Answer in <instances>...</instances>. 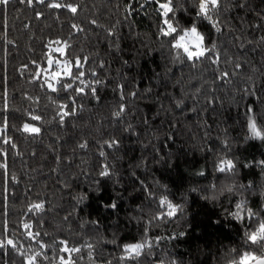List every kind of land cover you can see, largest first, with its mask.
Listing matches in <instances>:
<instances>
[{"label":"trees","instance_id":"obj_1","mask_svg":"<svg viewBox=\"0 0 264 264\" xmlns=\"http://www.w3.org/2000/svg\"><path fill=\"white\" fill-rule=\"evenodd\" d=\"M57 2L77 13L48 6ZM159 2L0 6V128L5 119L8 125L0 136L16 145L0 139V164L7 165L0 167V243L16 245L0 247V264H27L28 256L35 264H164L162 254L179 264H219L229 245L256 247L244 239V224L201 193L238 175L250 206L264 214L252 194L264 185V0H223L212 21L197 16L196 0H184L175 39L171 25L169 35L160 34ZM193 23L205 35L195 54L205 55L188 61L180 41ZM60 47L63 55L53 51ZM49 58L83 72L95 95L70 78L62 80L73 84L67 92L48 89L41 70ZM62 111L69 112L63 122ZM25 123L41 131L25 133ZM224 159L238 172L216 170ZM105 168L109 174L101 175ZM162 197L185 210L163 217ZM236 199L221 197V204ZM40 202L42 211H29Z\"/></svg>","mask_w":264,"mask_h":264},{"label":"snow or ice","instance_id":"obj_2","mask_svg":"<svg viewBox=\"0 0 264 264\" xmlns=\"http://www.w3.org/2000/svg\"><path fill=\"white\" fill-rule=\"evenodd\" d=\"M27 3L31 4L32 0H26ZM40 3H44V0H39ZM151 2L155 3L157 2V0H151ZM196 2L198 3V11H197V16H203L205 19H207L208 21H212L213 17L210 14L211 12H214L218 9H220L222 7V3L223 0H214L213 3L210 4H205L202 3L201 0H196ZM10 3V0H0V6H7ZM184 0H160V2L158 3V9L159 12L158 14L161 16V20H162V27L159 28L160 34L162 36H167L169 35V33L167 32V29L169 28V26L171 25L173 27V32L171 33V36L175 39L176 38V34L178 31H180V29L176 28V25L179 24V22L176 20V10L177 8H183L181 7V5H183ZM51 8L54 9H60V8H67L71 13H77V7L72 6L71 4H61V3H52L48 5ZM3 11V8L0 7V12ZM92 23H95V21H92ZM76 26L73 25V28H75ZM213 27L215 28L216 31H220L219 27H216L215 22L213 23ZM255 27L259 28V25H255ZM185 34L186 35H194V34H198L199 38L201 40H205V35L203 33H201L196 24L193 23L190 28H186L185 30ZM51 43V42H50ZM55 43L59 44L60 41H55ZM260 43H264V37H261L260 39ZM53 51H57L59 53H61V55H63L64 53V48L60 47V48H56L53 49ZM205 52L203 54H194V53H189V59L188 61H193L194 59H199L200 57H204ZM47 64H48V68L47 69H42L41 71L44 72H48L49 73V78L45 79V86L50 89L52 92H57L59 89H63L65 92H67L69 89H72L73 84L72 83H62V80L66 79V78H70L73 82L79 81V83L81 85H85V82L83 79H81L84 76L83 72H79V75H74L73 73V69L70 66V64L68 62H61L59 60H54L52 58H49L47 60ZM55 66V67H53ZM75 66L77 68L81 67V62L79 60L75 61ZM237 67H241L240 65H237ZM41 73H37V76H39ZM228 74L224 73V76L226 77ZM97 84L101 83V81L97 80L96 81ZM85 87L90 88V91L93 95H95L96 89L94 87H91L90 85H85ZM85 87H78L75 91L76 94L79 95H83L85 94ZM72 103L75 104V100H72ZM6 107V105H5ZM61 108H65L66 105H61ZM124 111V108L121 107L119 111H117L115 113L116 116H121L122 112ZM250 112V110H249ZM73 114L74 111H73ZM69 115L68 111H62L60 113V119L63 122L64 118L67 117ZM33 120H39L40 116L38 115H34L31 117ZM7 120L5 119L3 122V128H0V131H6L7 130ZM23 132L25 133H31V134H38L41 129L38 127H34L28 123H25L23 125ZM253 134L254 135H259V133H257L255 131V129L253 130ZM0 139H3V142L5 144H10L12 148H15L16 145L11 143L10 139H6L2 136H0ZM118 142L117 141H113L111 144H109V147H115L116 144ZM225 145H228L227 141H224ZM101 155H103V153H101ZM6 153L3 151H0V157H5ZM260 165H264V161H260L259 162ZM0 167L6 168L7 165L5 164H0ZM234 168V162L232 160H228V159H224L221 160L217 166H216V170L221 171V172H226V171H232V169ZM108 173V169L105 168L104 171L101 173V175H107ZM202 174V172H201ZM149 194H150V189H149ZM159 204L163 207L164 205L167 206V212L163 213V217L165 218H172V217H176L178 212L180 211V208L177 205H174L170 200H168L167 197H162L159 200ZM114 206V205H113ZM44 209V204L42 202L40 203H35L33 204L30 208L29 211H42ZM249 218H251V212L249 211ZM238 219L243 220L244 217L243 215H241L240 217H238ZM25 228H29L31 227L28 224L24 225ZM27 235L29 237L33 236L32 232H28ZM179 235H183V233H180ZM258 237H264V219H262L259 223L258 229L256 231H253L250 235V237L248 238L250 241L255 242ZM114 243V241H113ZM4 246H12L13 249L16 248V245L14 244V241L12 239H7L6 241H4L3 243H0V247H4ZM127 250V247L125 246V251ZM23 255V253H22ZM124 257H121V259H123ZM253 261H256V264H264V258H257L254 255H249L248 253H245L244 255H242L240 257V264H253ZM27 264H35V256H28L27 257Z\"/></svg>","mask_w":264,"mask_h":264},{"label":"clouds","instance_id":"obj_3","mask_svg":"<svg viewBox=\"0 0 264 264\" xmlns=\"http://www.w3.org/2000/svg\"><path fill=\"white\" fill-rule=\"evenodd\" d=\"M218 158H223L222 155ZM260 170H264V165H259ZM234 169H238L235 167ZM262 172V171H261ZM264 173V172H262ZM261 178H264L262 176ZM211 188V185H210ZM245 185L239 180L238 175L234 178L228 180L226 183L220 185L219 187H215L212 190L211 195L208 193H201L202 199L208 200L210 203H214L221 208V214L226 218L235 219L237 222H241L245 225L243 230L244 239L255 245V248L245 249L239 248L237 250L232 245L227 246L226 249H222L221 260L219 264H227V260H233L235 264H240V257L245 253L249 255H254L257 258H264V237H258L255 242L250 241L248 238L250 237L253 231H256L259 223L262 219H264V214H262L258 209H255L250 206L248 199H246V193L244 190ZM194 191H199V188L194 186ZM230 194V195H225ZM253 195L259 194L261 197V207H264V185H261L257 190H255ZM231 195H235L237 199L233 202L232 207H229L228 202L225 201L221 204V197H231ZM180 211L185 210V205H178ZM249 211L251 212V217H258V219L254 222L251 227H247V219L249 218ZM187 215V213H185ZM243 215L244 219L240 220L238 217ZM142 255V253H141ZM138 258V257H137ZM161 259L164 261V264H179V259L167 254H162ZM253 264H256V261H253Z\"/></svg>","mask_w":264,"mask_h":264},{"label":"rangeland","instance_id":"obj_4","mask_svg":"<svg viewBox=\"0 0 264 264\" xmlns=\"http://www.w3.org/2000/svg\"><path fill=\"white\" fill-rule=\"evenodd\" d=\"M181 44L187 47L189 49L190 53H199L202 51V46L201 42L202 40L199 38L198 34L194 35H186L184 34L183 37L181 38ZM191 46H195L196 48H191ZM62 62V60H59ZM71 66V65H70ZM47 74V79L49 78V73L46 72Z\"/></svg>","mask_w":264,"mask_h":264}]
</instances>
